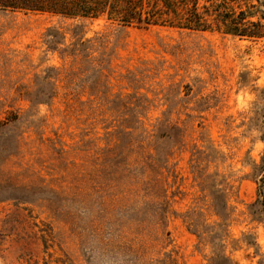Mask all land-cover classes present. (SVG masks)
Listing matches in <instances>:
<instances>
[{
    "label": "rangeland",
    "instance_id": "obj_1",
    "mask_svg": "<svg viewBox=\"0 0 264 264\" xmlns=\"http://www.w3.org/2000/svg\"><path fill=\"white\" fill-rule=\"evenodd\" d=\"M263 158L264 37L0 9V264H264Z\"/></svg>",
    "mask_w": 264,
    "mask_h": 264
},
{
    "label": "trees",
    "instance_id": "obj_2",
    "mask_svg": "<svg viewBox=\"0 0 264 264\" xmlns=\"http://www.w3.org/2000/svg\"><path fill=\"white\" fill-rule=\"evenodd\" d=\"M257 2L264 20L262 0ZM0 9L48 13L69 19L106 17L125 26L168 25L197 31L217 30L241 38L264 37V23L252 19L255 17L252 11L242 7L236 10L225 0H206V3L201 0H0ZM261 194L264 198V177ZM224 260L232 264L231 259Z\"/></svg>",
    "mask_w": 264,
    "mask_h": 264
}]
</instances>
